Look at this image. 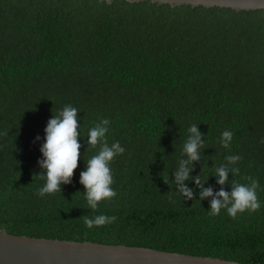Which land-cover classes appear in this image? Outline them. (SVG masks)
<instances>
[{
	"label": "trees",
	"instance_id": "obj_1",
	"mask_svg": "<svg viewBox=\"0 0 264 264\" xmlns=\"http://www.w3.org/2000/svg\"><path fill=\"white\" fill-rule=\"evenodd\" d=\"M68 104L79 110L81 158L71 184L40 197L44 181L33 175L44 129ZM103 118L108 143L125 151L110 163L117 195L94 212L79 179L99 150L85 152L84 136ZM193 123L205 142L191 175L219 191L215 167L240 156L229 183L256 179L259 210L210 216L211 197L200 201L192 181L184 183L197 199L177 194L174 171ZM225 130L227 149L218 142ZM99 214L116 220L88 229L83 216ZM1 229L264 264V10L0 0Z\"/></svg>",
	"mask_w": 264,
	"mask_h": 264
},
{
	"label": "clouds",
	"instance_id": "obj_2",
	"mask_svg": "<svg viewBox=\"0 0 264 264\" xmlns=\"http://www.w3.org/2000/svg\"><path fill=\"white\" fill-rule=\"evenodd\" d=\"M53 112V110H52ZM79 110L68 104L62 110L52 115L47 121L44 129V143L40 146L39 151L42 158L38 159L37 164L41 169L38 177L44 181V184L37 190V195L44 197L45 194H54L61 192V185L72 183L75 170L78 167V161L81 158V148L83 145L79 142L81 134ZM110 121L107 118L101 119L88 130L86 136V149L94 148L99 145L98 152L90 159L85 161V170L80 173L79 183L83 186L84 199L88 209L96 211L102 201L111 200L117 195L111 185L113 176L111 173L110 163L117 155L123 154L125 149L116 141L108 143L106 136ZM187 139L182 145L181 159L174 171L173 183L177 194L182 196L186 202L197 199L195 189L187 187L185 181H192L200 189L198 199L209 200V215L216 216L221 210L235 218L238 214L244 212H255L260 209L261 203L258 199L257 189L259 183L252 177H246L248 183H238L231 181L229 183V173L238 174L239 168L233 167L241 159L238 155H227L225 163L216 166L214 174L216 182L221 186L219 191L214 192L212 188L205 187L207 180H202L201 172L197 176L191 173L195 170L193 162L201 160V150L204 147L205 134L201 133L198 126L193 123L187 128ZM36 141L40 137L35 138ZM233 140L231 131H223L219 143L225 148H229ZM35 142V141H34ZM165 184H168L164 180ZM230 186V191L225 190V185ZM115 216L99 214L95 216H83L84 225L91 229L93 227L105 226L115 222Z\"/></svg>",
	"mask_w": 264,
	"mask_h": 264
},
{
	"label": "water",
	"instance_id": "obj_3",
	"mask_svg": "<svg viewBox=\"0 0 264 264\" xmlns=\"http://www.w3.org/2000/svg\"><path fill=\"white\" fill-rule=\"evenodd\" d=\"M111 2L113 0H105ZM171 6L191 5L264 10V0H126ZM0 264H240L143 247L16 236L0 230Z\"/></svg>",
	"mask_w": 264,
	"mask_h": 264
}]
</instances>
